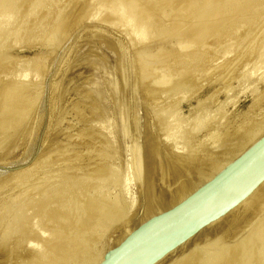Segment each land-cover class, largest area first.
<instances>
[{
    "label": "rangeland",
    "instance_id": "374dc122",
    "mask_svg": "<svg viewBox=\"0 0 264 264\" xmlns=\"http://www.w3.org/2000/svg\"><path fill=\"white\" fill-rule=\"evenodd\" d=\"M0 5V264H95L264 137V0ZM254 191L154 264H264Z\"/></svg>",
    "mask_w": 264,
    "mask_h": 264
},
{
    "label": "water",
    "instance_id": "95a60500",
    "mask_svg": "<svg viewBox=\"0 0 264 264\" xmlns=\"http://www.w3.org/2000/svg\"><path fill=\"white\" fill-rule=\"evenodd\" d=\"M263 180L264 138L213 183L139 225L100 264L156 263L236 207Z\"/></svg>",
    "mask_w": 264,
    "mask_h": 264
},
{
    "label": "bare ground",
    "instance_id": "6f19581e",
    "mask_svg": "<svg viewBox=\"0 0 264 264\" xmlns=\"http://www.w3.org/2000/svg\"><path fill=\"white\" fill-rule=\"evenodd\" d=\"M214 1H216V0H214ZM219 1H220V0H219ZM221 1H222V0H221ZM2 2H3V1H2ZM5 2H6V1H5ZM8 2H9V1H8ZM193 2H194V1H193ZM195 2H196V1H195ZM215 3H217V2H215ZM223 3H224V2H223ZM5 4H6V3H5ZM191 4H192V2H191ZM192 5H193V4H192ZM194 5H198V4L195 3ZM216 5H217V4H216ZM0 6L2 7L3 5H0ZM199 6H200V4H199ZM191 7H192V6H191ZM194 7H195V6H194ZM201 7H202V6H201ZM137 10H138V9H137ZM207 10H209V9L207 8ZM211 10H212V8H211ZM213 10H214V9H213ZM215 10H216V7H215ZM215 10H214V11H215ZM219 10H220V9H219ZM135 11H136V10H134V12H135ZM209 11H210V10H209ZM211 12H212V11H211ZM138 13H139V12H138ZM132 14H133V11H132ZM209 14H210V13H209ZM212 14H213V13H211L210 16H212ZM214 14H215V12H214ZM217 14H218V12H217ZM130 15H131V13H130ZM133 15H134V14H133ZM134 16H135V15H134ZM137 16H138V15H137ZM204 16H205V15H204ZM210 16H209V18L207 17L206 19H209V20H210ZM213 16H214V15H213ZM125 17H126V16H125ZM128 17L130 18V16H128ZM131 18H132V17H131ZM139 18H140V17H139ZM134 19H135V18H134ZM126 20H127V19H125V22H126ZM127 21H128V20H127ZM130 21H131V20H130ZM135 21H136V19H135ZM139 21H140V20H139ZM205 21H206V20H205ZM137 22H138V21H137ZM210 22H211V20L209 21V23H210ZM132 24H133V23H131V25H132ZM207 24H208V21H207ZM207 24H206V22H205L204 25L206 26ZM136 25L139 26L138 24H135V26H136ZM144 25H145V21H144ZM144 25H143V27H144ZM202 25H203V24H202ZM133 26H134V25H133ZM139 27H142V26H139ZM135 28H136V27H135ZM135 28L132 29V32H133V33H135V32H134V31H135ZM144 28H146V27H144ZM144 28H143V29H144ZM199 28H200V25H199ZM130 31H131V30H130ZM142 31H143V30H142ZM137 32L139 33L138 29H137ZM140 32H141V30H140ZM137 35H138V34H137ZM139 35H140V34H139ZM143 35H144V34H143ZM193 35H194V34H193ZM144 37H145V36H144ZM133 38H134V37H133ZM142 38H143V37H142ZM195 38H196V37H195V35H194V40H195ZM143 39H144V38H143ZM187 39H188V38H187ZM192 39H193V36H192ZM225 52H226V51H225ZM228 52H229V51H228ZM26 75H27V74H26ZM22 77H23V74H22ZM20 78H21V76H20ZM20 78H19V80H20ZM23 78H24V77H23ZM17 80H18V79H17ZM21 80H22V79H21ZM24 81H25V80H24ZM262 81H263V80H262ZM15 82H16V81H15ZM17 82H19V81H17ZM20 84H21V83H20ZM23 84H24V83H23ZM25 84H26V83H25ZM14 89H15V88H14ZM15 90H17V88H16ZM27 90H28V89H27ZM10 93H11V92H10ZM11 94H12V93H11ZM263 96H264V95H263ZM197 125H198V124H197ZM196 129H197V128H196ZM169 136H170V135H169ZM166 138H167V137L165 136V139H166ZM168 138H169V137H168ZM263 138H264V137H263ZM263 138H262V139H263ZM262 139H261V140H262ZM166 140H167V139H166ZM261 140H260V141H261ZM260 141H259V142H260ZM174 142H175V141H174ZM259 142H258V143H259ZM258 143H256L255 145H257ZM255 145H254V146H255ZM254 146H252V147H251L246 153H244L240 158H238L233 164H231L230 166H229V164H228V166H229L228 168H226V169L223 170L222 172L220 171V173H219L218 175H216L212 180L208 181V182H207L205 185H203L200 189L202 190V189H204L205 187H207L208 185H210L211 183H213L218 177H220L222 174H224V173H225V172H226L231 166H233L234 164H236V162H237L239 159H241L244 155H246V154H247V153H248V152H249ZM177 148H178V147H177ZM179 152H180V151H179ZM182 152H183V151H182ZM179 155H180V153H179ZM139 161H140V160H139ZM220 170H222V169H220ZM258 185H259V184H258ZM256 187H257V186H256ZM256 187H255V188H256ZM259 187H260V186H259ZM259 187H258V188H259ZM255 188H254V189H255ZM258 188H257V189H258ZM259 189H260V188H259ZM259 189H258V190H259ZM201 190H200V191H201ZM258 190H256V192H257ZM197 191H198V190H197ZM197 191L194 192L193 194L198 193ZM200 191H199V192H200ZM253 191H254V190H253ZM254 192H255V191H254ZM193 194H191L190 196H192ZM251 194H252V193H251ZM257 195H258V194H257ZM190 196H189V197H190ZM189 197H187L186 199H188ZM249 197H250V196H249ZM251 197H252V196H251ZM245 198H246V197H245ZM245 198H244V199H245ZM186 199H184L183 201H185ZM244 199H243V200H244ZM243 200H242V201H243ZM183 201H181V202H183ZM179 203H180V202H179ZM227 213H228V212H227ZM160 214H161V213H160ZM155 216H156V215H155ZM151 218H152V217H151ZM174 249H175V248H174ZM174 249H172L171 251H173ZM195 249H196V248H195ZM171 251H169L168 253H170ZM194 251H195V250H194ZM196 252H197V251H196ZM168 253H167V254H168ZM189 254H190V253H189ZM192 254H193V253H192ZM187 256H188V255H187ZM192 256H193V255H192ZM189 257H190V256H189ZM102 260H103V258H101V259H100L98 262H96L95 264H100V263L102 262ZM176 260H177V259H176Z\"/></svg>",
    "mask_w": 264,
    "mask_h": 264
}]
</instances>
